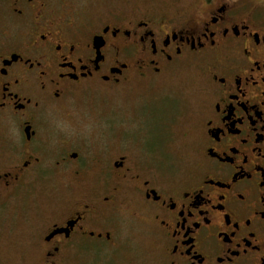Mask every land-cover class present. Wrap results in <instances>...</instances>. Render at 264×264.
<instances>
[{
  "label": "flooded vegetation",
  "instance_id": "flooded-vegetation-1",
  "mask_svg": "<svg viewBox=\"0 0 264 264\" xmlns=\"http://www.w3.org/2000/svg\"><path fill=\"white\" fill-rule=\"evenodd\" d=\"M186 6L89 23L69 0H0V226L44 206L40 264H264V0ZM188 70L191 96L169 84ZM143 119L153 140L127 138Z\"/></svg>",
  "mask_w": 264,
  "mask_h": 264
},
{
  "label": "rangeland",
  "instance_id": "rangeland-1",
  "mask_svg": "<svg viewBox=\"0 0 264 264\" xmlns=\"http://www.w3.org/2000/svg\"><path fill=\"white\" fill-rule=\"evenodd\" d=\"M198 0H69L71 9L83 12L86 20L89 23L100 22V18H104L109 12L120 10L129 12L135 8H147L152 6L164 4H178L190 6ZM186 6V7H187ZM91 21V22H90ZM165 90L176 89L182 94L191 96L194 85L191 79V72L185 71L182 75H178L168 82L162 81ZM170 88V89H169ZM133 97L130 103L133 105L138 101V97ZM188 97V100L183 103L180 115L175 118L174 122H170V138L167 146L168 151L176 158L183 159L188 154L189 142L187 141L188 131H190V119L187 116V109L194 101ZM136 99V100H135ZM128 101L127 99H124ZM179 101L172 103L165 100L164 112H168L170 108L172 111L179 108ZM138 111V110H137ZM127 138L133 141H138L143 133H147L148 141L151 142L157 134L158 129L155 126L154 120H140L137 124L134 122L133 126L127 131ZM142 142L141 145H144ZM40 198V195H35ZM37 201L30 198L20 201V204L13 209H10L4 215V222L0 226V264H40V255L38 248L33 245L31 240V228L35 223V215L38 212H44L45 207L36 208ZM68 264H78L71 262Z\"/></svg>",
  "mask_w": 264,
  "mask_h": 264
}]
</instances>
